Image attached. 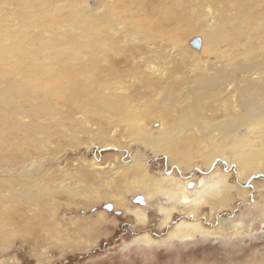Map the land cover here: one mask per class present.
Here are the masks:
<instances>
[{"label":"rangeland","instance_id":"obj_1","mask_svg":"<svg viewBox=\"0 0 264 264\" xmlns=\"http://www.w3.org/2000/svg\"><path fill=\"white\" fill-rule=\"evenodd\" d=\"M262 39L264 0H0V264H264V143L237 176L253 134L202 80L221 59L239 79ZM212 155L221 186L170 199Z\"/></svg>","mask_w":264,"mask_h":264},{"label":"bare ground","instance_id":"obj_2","mask_svg":"<svg viewBox=\"0 0 264 264\" xmlns=\"http://www.w3.org/2000/svg\"><path fill=\"white\" fill-rule=\"evenodd\" d=\"M71 1L76 2V0H71ZM223 8H224V9H222L223 13H225L226 8L224 5H223ZM256 14L257 13L255 11H251L250 16H249V20L254 19ZM82 19L85 20L86 17L82 16ZM260 41H261V39H260ZM227 44L228 45H235V43H233L231 41L230 42L228 41ZM216 53H218V57H219L222 55V50L218 49V52H216ZM221 60L220 61L219 60L218 61H212L213 63L210 62L207 64V66H206V72L207 73H205L204 77H202V80H205V85H207V87H210L208 85H213V83L217 84V83L222 82L223 90L225 92H227L226 94H229L231 97H234L235 98L234 101L237 102V104L235 105V108H237L236 113L238 116L232 121V123H230V124L227 123L224 125L225 126L223 128L224 132L230 133V132L238 129V127L245 125L246 131L251 132L253 134V135L251 134L253 136L251 139H246V138L242 139L245 145H243L242 140L239 138L240 136H236L235 138H233L234 145H239L241 147V148H236V149L239 150L240 152L242 150V154H244L246 157H248V161H251V162H247L248 163L247 165H236L235 166L236 170L238 171L237 176H241L243 174V172L245 171V169L249 168L250 167L249 165H252V162H253L252 160H256L255 158L260 157V155H258L259 153L253 155V154H250L251 153L250 151H253L254 148H256V147L258 149L262 150V148H259V146L261 145V141L259 142V139H261L262 142L264 143V136H262V134L264 132V79H262L263 78L262 74L264 73V52H262L261 58H256L252 62L251 67L241 70V77L239 79H238L237 73H236L238 69H236L237 67L236 68H234V67L239 65V64H242L241 63L242 61L241 62L239 61V63L234 62L233 64L235 66L233 68L228 69L229 63L227 61H221ZM257 66H260L262 69L258 70ZM210 71H212L213 75L217 76L218 79H216L215 77H212L213 75L208 74ZM237 81L244 82V85L237 87L235 85V82L237 83ZM198 83H200V82H198ZM202 85H204V84H202ZM94 114H96V112ZM101 115H103V114H101ZM23 117H21V119H23ZM103 117H104V115L102 116V118ZM99 119H100V117H99ZM153 119H150V120H153ZM117 126L118 125L115 124L113 127H111L112 128L111 130L104 132V131H101L100 127L95 126L93 123H89V122L87 123L89 133L94 134V133L98 132V133H101L103 135H108V136H112V137H115V135H116V132L118 130ZM163 127H166V122H164V121L161 122V124L157 127V129L160 130ZM102 128H104V127H102ZM243 134H244V132H243ZM132 140H134V139H131L129 141L131 143H134ZM96 141L97 140H92L93 143H96ZM99 142H101V141H99ZM253 142H254V144H256V147H254V148L252 145ZM104 143H106L105 146H108V145H111L112 143H114V140L109 139V140H106ZM138 156L139 155H137V154H133L132 158L135 160L138 158ZM212 156L211 157L206 156L204 159V166L207 169H209L210 167H213L212 170L208 171L201 178H198V180L194 183V185L192 187L187 186V184L189 183V180L185 179L183 181L184 183L180 187L181 189L179 190V192L173 190L170 186L169 189H167L168 192L171 194V196H169V198L172 199L174 197H178V202L182 203V204L195 203L197 201L198 197L202 193H205L207 190H211V189H214V188L221 186V184L225 180V175H223L222 173H220L219 171L216 170L215 164L217 162H219L220 160L217 161V158L215 157V155H212ZM263 156L264 155H262V157ZM229 162L233 163L232 160H229ZM250 169L256 170L254 173H260V175L262 177H264V166H261L259 168L254 167V168H250ZM143 200L145 203V198H143ZM112 208H113V206H112ZM132 215L135 218V220H138L139 218L142 217V216L140 217L139 214L136 212H132ZM189 229L190 228H188V227L187 228L184 227V222L181 220L180 222H177L176 224H174L173 229L170 231V236H173V237L174 236H176V237L182 236Z\"/></svg>","mask_w":264,"mask_h":264},{"label":"water","instance_id":"obj_3","mask_svg":"<svg viewBox=\"0 0 264 264\" xmlns=\"http://www.w3.org/2000/svg\"><path fill=\"white\" fill-rule=\"evenodd\" d=\"M192 185H189V187H191ZM134 202H137V203H140V204H144V200H143V197L142 196H137L135 197L134 199ZM104 208L107 209V210H111L112 209V205L111 204H105L104 205Z\"/></svg>","mask_w":264,"mask_h":264}]
</instances>
